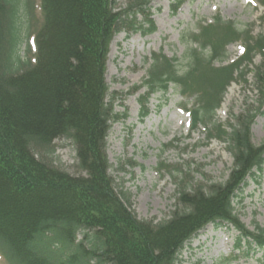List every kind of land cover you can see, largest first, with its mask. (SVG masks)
<instances>
[{"label": "trees", "instance_id": "1", "mask_svg": "<svg viewBox=\"0 0 264 264\" xmlns=\"http://www.w3.org/2000/svg\"><path fill=\"white\" fill-rule=\"evenodd\" d=\"M116 1L40 0L34 52L27 44L23 58L17 46L31 29L32 2L0 0V256L7 264H176L185 244L209 223L232 226L248 250L262 249L264 225L249 230L233 201L246 178L264 167V141L253 143L251 133L263 112L264 34L216 15L185 41L183 71L175 57L152 54L146 78L132 90L145 87L141 117L148 98L170 85L194 98L191 131L213 120L233 81L248 84L251 76L258 98L232 115L228 129L217 123L207 129L208 139L223 140L232 156L227 178L191 185L189 173L177 167L168 218L142 220L108 174L107 136L116 114L105 70L115 34L154 31L152 0H126L115 10ZM254 1L264 8V0ZM182 3L175 0L173 12ZM236 42L243 52L229 61L227 46ZM62 137L74 147L76 174L53 163L54 141Z\"/></svg>", "mask_w": 264, "mask_h": 264}, {"label": "rangeland", "instance_id": "2", "mask_svg": "<svg viewBox=\"0 0 264 264\" xmlns=\"http://www.w3.org/2000/svg\"><path fill=\"white\" fill-rule=\"evenodd\" d=\"M175 0H152L149 12L155 29L143 35L140 32L122 30L110 42L107 54L105 80L116 118L111 122L107 136L106 154L109 162L108 174L114 188L125 193L130 209L139 219L159 222L168 218L175 205V168L189 173L191 185H207L223 182L232 166V156L221 139H208V131L214 123L225 126L233 122L236 115L247 107H254L258 94L249 76V83L241 79L233 81L227 88L214 118L201 122L191 131L187 112L194 98L181 97L170 85L166 93L156 92L148 98L146 114L141 117L139 95L145 87L133 92L146 78L152 54L161 53L178 59L176 68L183 71L186 40L198 32L200 25L211 22L216 15L232 21L236 28H252L253 34H264V8L254 0H183L173 12ZM31 29L24 31L17 52L27 57V44L34 52V29L40 22V0H31ZM126 0H117L115 10L123 8ZM173 4V5H172ZM141 21V16H138ZM29 34L25 39V35ZM205 55L206 52H203ZM242 53L239 42L227 46L231 60ZM228 62V61H227ZM260 62L254 58V65ZM218 63H216L217 65ZM254 65H249L252 69ZM251 126L252 141H264V104ZM145 111V110H144ZM54 165L76 174L75 151L65 137L54 141ZM179 177V176H178ZM234 208L240 221L249 229L264 225V167L253 177H247L234 198ZM232 226L207 224L188 241L178 255L176 264H264V248L252 247L239 240ZM0 264H7L0 256Z\"/></svg>", "mask_w": 264, "mask_h": 264}]
</instances>
